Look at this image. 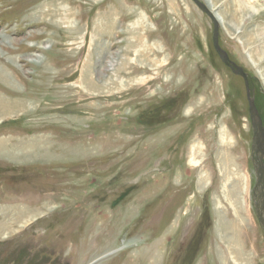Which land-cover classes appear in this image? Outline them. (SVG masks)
Masks as SVG:
<instances>
[{
	"label": "rangeland",
	"instance_id": "1",
	"mask_svg": "<svg viewBox=\"0 0 264 264\" xmlns=\"http://www.w3.org/2000/svg\"><path fill=\"white\" fill-rule=\"evenodd\" d=\"M213 2L264 123V0ZM213 30L193 0H0V264H264Z\"/></svg>",
	"mask_w": 264,
	"mask_h": 264
},
{
	"label": "water",
	"instance_id": "2",
	"mask_svg": "<svg viewBox=\"0 0 264 264\" xmlns=\"http://www.w3.org/2000/svg\"><path fill=\"white\" fill-rule=\"evenodd\" d=\"M197 6L205 12L214 23L213 30V44L216 52L219 54L222 62L232 69V72L236 75L243 77L246 87V94L249 104V113L252 122L253 129V141H252V155L256 154L259 158L264 156V123L263 119L260 115V112L255 103V97L252 95L250 84H249V73L245 70L244 67L235 63L220 45V21L217 19L216 14L210 9L208 3L203 2L201 0H193ZM253 164L258 173V159H253ZM256 214L259 220L261 227L264 230V219L262 218V214L260 211V206L258 204L255 205Z\"/></svg>",
	"mask_w": 264,
	"mask_h": 264
},
{
	"label": "flooded vegetation",
	"instance_id": "3",
	"mask_svg": "<svg viewBox=\"0 0 264 264\" xmlns=\"http://www.w3.org/2000/svg\"><path fill=\"white\" fill-rule=\"evenodd\" d=\"M251 78H252L251 75H249V83H250ZM171 106L173 107L177 105L171 104ZM143 116H146V115H143ZM253 159H258V168H257L258 173L256 172V169L254 168V185L252 189L253 205L255 206L256 204H258L260 206L262 218L264 219V156H261L259 158L256 154H254Z\"/></svg>",
	"mask_w": 264,
	"mask_h": 264
},
{
	"label": "bare ground",
	"instance_id": "4",
	"mask_svg": "<svg viewBox=\"0 0 264 264\" xmlns=\"http://www.w3.org/2000/svg\"><path fill=\"white\" fill-rule=\"evenodd\" d=\"M208 3H209V6H210V9L211 10H213V7H214V2H213V0H209L208 1ZM212 4V5H211ZM214 4V5H213ZM216 14V13H215ZM216 16H217V19L220 21V24H223V22H225V20H226V18H225V16L224 15H221V14H216ZM143 18V17H142ZM144 19V18H143ZM142 20L141 19H139L138 21H137V24H136V27L139 25V22H141ZM251 55V54H250ZM254 56V55H253ZM253 56L251 55L250 57L253 59L252 61H254V63L253 64H257L258 63V61H256V59L255 58H253ZM255 57V56H254ZM257 58V57H256ZM1 76L4 78V79H7L8 77L5 75V74H3L2 72H1ZM262 77L264 78V70H262ZM8 99H6V98H4V97H2L1 95H0V109H2L3 110V112H5L4 114H7L9 111H11L10 109H11V105L10 104H12L11 102H8L7 101ZM23 101V100H22ZM19 103H21L22 104V102H19ZM19 103H13L14 104V106H16V105H18ZM18 105L17 107H21L22 105ZM27 104V103H26ZM7 106H9V108L7 107ZM21 112V111H20ZM3 114V113H2ZM14 114V113H13ZM1 115V114H0ZM1 120V119H0ZM16 154V153H15ZM16 155H18V154H16ZM13 156V155H12ZM31 213V212H30Z\"/></svg>",
	"mask_w": 264,
	"mask_h": 264
},
{
	"label": "trees",
	"instance_id": "5",
	"mask_svg": "<svg viewBox=\"0 0 264 264\" xmlns=\"http://www.w3.org/2000/svg\"><path fill=\"white\" fill-rule=\"evenodd\" d=\"M18 264V263H17Z\"/></svg>",
	"mask_w": 264,
	"mask_h": 264
}]
</instances>
